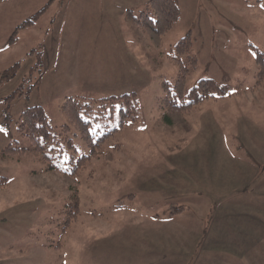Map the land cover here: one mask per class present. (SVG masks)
I'll use <instances>...</instances> for the list:
<instances>
[{
	"label": "rangeland",
	"instance_id": "rangeland-1",
	"mask_svg": "<svg viewBox=\"0 0 264 264\" xmlns=\"http://www.w3.org/2000/svg\"><path fill=\"white\" fill-rule=\"evenodd\" d=\"M49 1L0 0V153L9 145L29 149L0 155V264H258L242 248L205 252L197 232L207 228L214 200L232 192L222 184L234 170L255 161L264 168V66L255 50L264 59V0H174L181 15L164 35L136 22L148 0H53L17 30ZM189 34L198 63L187 87L211 78L231 92L188 114L171 112L170 121L165 83L177 78L175 48ZM86 94L92 100L79 104L97 151L72 175L64 157L79 159L91 147L63 107ZM122 95L128 102L100 101ZM34 106L44 108L56 133L70 127L64 157L57 158V144L50 151L52 171L18 131L21 114ZM252 119L262 140L244 138L242 123ZM258 148L263 154L254 157ZM181 167L199 172L197 185L205 184L201 171L218 177L215 194L202 186L185 197L181 186L193 182L181 180ZM167 206L188 209L178 225L181 250L172 236L145 235L147 222L136 220L162 217ZM168 241V254L154 252Z\"/></svg>",
	"mask_w": 264,
	"mask_h": 264
},
{
	"label": "trees",
	"instance_id": "trees-1",
	"mask_svg": "<svg viewBox=\"0 0 264 264\" xmlns=\"http://www.w3.org/2000/svg\"><path fill=\"white\" fill-rule=\"evenodd\" d=\"M53 0H50L48 4L43 7L40 11H38L32 18L24 21L17 30L22 28H27L35 23L38 19L39 15L43 14L50 3ZM141 16L136 18V22L139 26L143 28H151L159 35H164L169 32L178 21L181 15V10L179 5L174 0H148L143 8L141 9ZM17 31L15 32V34ZM15 38H13L14 40ZM193 48V40L191 35H187L180 39L177 43L175 51L178 55L177 60L179 64L178 75L175 82L171 85L170 83H165L166 95L163 97V108L167 111L165 117L171 121L170 114L171 112H180L188 114L191 110L209 100H215L218 98L226 97L230 94L231 90L228 85H223L211 78L201 79L197 85L194 87H187V79L191 71L197 67V57L192 52ZM256 50V61L263 63V53L255 48ZM186 57L184 60L180 57ZM17 65L11 67L5 72V75L15 69ZM127 97V99H126ZM130 98L129 95L122 96H110L106 98H101V102L108 101L107 103H115L116 101L128 102ZM92 100V97L88 94L81 95L78 97L69 98L65 103L63 109L67 112L69 117L72 119L74 125H76L79 129H81L84 138L87 140V144L91 147L90 153L88 155H84L79 159L75 157H69L66 159L62 154L63 150L71 146L72 140L64 137L69 130L70 127L68 125H63L61 130L56 133V130L52 127L50 120L42 106H34L25 110L18 121V131L21 135L28 136L33 143V149L39 152L40 160L47 164V170L52 171L57 169L50 156V151L54 152L55 147L54 144L59 146L57 158H65L63 161L65 164L73 165L71 173L72 175L76 174L79 169L85 166L91 158L96 155L97 148L93 145V139L95 138V133H93L90 129L91 122L85 118L87 116V111H85V115H82L81 106L79 101ZM103 103V104H107ZM86 106L89 107V103H86ZM137 119V116L134 117ZM124 121L120 123L123 125ZM111 134L112 131H109ZM109 133H105L99 137V144L96 146L101 147L100 143L105 141V138L109 135ZM61 138V139H59ZM64 140H68L67 146L64 143ZM64 143V146H63ZM29 149L13 145L7 146L0 153L1 156L15 155L18 153L23 154ZM65 174H68V170L64 171ZM76 204V203H75ZM77 205V204H76ZM185 209L184 206L181 208L175 209L171 206V211L169 213L171 215H175L179 212H182ZM78 213V210H76ZM76 216V215H75Z\"/></svg>",
	"mask_w": 264,
	"mask_h": 264
},
{
	"label": "crops",
	"instance_id": "crops-1",
	"mask_svg": "<svg viewBox=\"0 0 264 264\" xmlns=\"http://www.w3.org/2000/svg\"><path fill=\"white\" fill-rule=\"evenodd\" d=\"M248 103L252 105V102ZM242 124L249 128V134L244 135L246 140L254 142L263 139L261 132H259V124L254 122L253 119L247 122L243 121ZM254 154V157H260L263 152L258 148L254 151ZM230 155L231 157L233 156L232 154ZM217 157L214 155L213 159ZM253 163V166L247 165L241 167L239 171L234 170L231 176L232 180L222 184L224 189L232 190V192L226 195V199L221 203L214 200L207 228L203 230L204 233H197L203 237L201 245L205 252H211L218 247L238 251L242 248L244 253H248L249 258L250 256L254 259L257 258L258 264H260V254L264 253V168H259L256 161ZM201 174V179L205 184L197 185L195 183L200 178L199 172H191L181 167V180H184L185 176L193 182L181 186L185 197H189L192 194L190 190L198 189L202 186L212 189L213 195L215 194L218 187V177L209 179L206 172L203 174L201 171ZM168 207L162 217L159 214H154L139 216L136 220L138 222H147L144 228L145 235L150 234L158 237L159 235L155 233L157 231L163 237L169 238L172 236L174 240L176 239L177 250H181L179 245L181 243V226L178 225L181 216L188 209L171 215L168 212ZM171 223H176L172 230L169 229ZM189 229V234L196 232V227H189ZM182 230L184 232L186 228ZM168 243L170 242L168 241L165 245L158 247L154 252L160 253L161 256L165 253L168 254L170 248Z\"/></svg>",
	"mask_w": 264,
	"mask_h": 264
}]
</instances>
